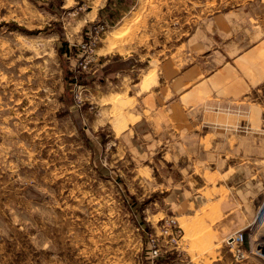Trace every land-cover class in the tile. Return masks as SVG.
I'll use <instances>...</instances> for the list:
<instances>
[{
    "label": "rangeland",
    "instance_id": "1",
    "mask_svg": "<svg viewBox=\"0 0 264 264\" xmlns=\"http://www.w3.org/2000/svg\"><path fill=\"white\" fill-rule=\"evenodd\" d=\"M247 14L264 23V0H0V264H264L251 227L207 199L216 177L237 179L246 151H151L127 130L141 96H112L106 112L108 54L130 55L127 84L156 91L160 65L197 53L188 40L204 24L223 27L225 42ZM251 96L264 106V88ZM235 130L202 147L246 148L251 135ZM238 229L243 240L229 244Z\"/></svg>",
    "mask_w": 264,
    "mask_h": 264
},
{
    "label": "crops",
    "instance_id": "2",
    "mask_svg": "<svg viewBox=\"0 0 264 264\" xmlns=\"http://www.w3.org/2000/svg\"><path fill=\"white\" fill-rule=\"evenodd\" d=\"M94 13L97 18L96 9ZM215 22L218 24L220 19ZM208 30L207 24H204V28L188 40V43H195L197 36V45L192 47L198 50L197 53H184L181 61L168 59L160 65L168 73L164 77L166 82L156 91L151 85L145 94L140 90L142 81L133 85L135 87L127 84L138 62L133 61L130 55L108 54L103 63L106 67V112L110 110L112 96H117V99L141 96L139 107L128 110L138 119L128 124L127 130L131 128L134 131L132 145H146L151 151H246L245 161L236 166L240 170L237 179H234L235 175H230L227 183L216 177L215 193L210 192L207 199L216 206V214L221 217L235 214L238 217L235 224L242 225L241 228L250 226L253 233L249 242L252 243V236L264 228V223L257 219L264 203V106L260 107L251 96L264 88V23L260 24L247 14L245 30L225 42L223 27L215 25L211 34ZM178 70L181 72L176 73ZM152 105L154 108L149 121L143 112L145 107ZM212 108L215 112H211ZM244 112L247 114L244 115ZM256 115L261 121L259 129L263 136L262 143L258 145L254 144ZM251 116L254 123L249 121ZM147 121L150 123L144 130ZM242 122L246 123L245 126ZM240 127L245 129V136L251 135L246 148L238 147V142L232 145L215 142L209 149L202 147L203 140L208 136H217V129L232 136ZM124 135L130 136V133ZM197 136L199 139H196ZM146 138L149 140L146 141ZM224 187L228 193L223 196ZM195 195L203 198L199 193Z\"/></svg>",
    "mask_w": 264,
    "mask_h": 264
},
{
    "label": "built area",
    "instance_id": "3",
    "mask_svg": "<svg viewBox=\"0 0 264 264\" xmlns=\"http://www.w3.org/2000/svg\"><path fill=\"white\" fill-rule=\"evenodd\" d=\"M101 31V28L96 27L94 29V31L88 30V32H86V34H89L88 37L91 38V40L95 41L96 39H98L99 33ZM257 219L258 221H260L261 223H264V203L257 215ZM260 231H262V233L260 234V237L258 239H252V244L253 243H261L262 244V251H263V257H264V228H262ZM258 231V232H260ZM243 240V231L242 229H239L235 232H233L232 234H230L227 237V242L229 244H237L239 242H241Z\"/></svg>",
    "mask_w": 264,
    "mask_h": 264
}]
</instances>
